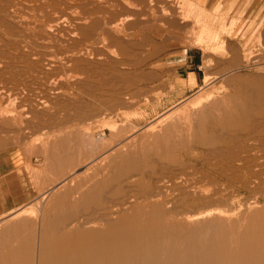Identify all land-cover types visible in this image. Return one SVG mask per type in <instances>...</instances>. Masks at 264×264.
<instances>
[{
    "label": "bare ground",
    "instance_id": "bare-ground-1",
    "mask_svg": "<svg viewBox=\"0 0 264 264\" xmlns=\"http://www.w3.org/2000/svg\"><path fill=\"white\" fill-rule=\"evenodd\" d=\"M185 2L0 0V149L5 134L23 136L37 121L52 140H36L31 153L72 142L89 155L76 156L82 177L58 175L41 207L0 228V264H264V79L232 77L231 91L204 93L144 128L108 123V139L49 110L85 107L69 89L101 100L118 85L108 105L132 104V54L151 45L157 22L179 33Z\"/></svg>",
    "mask_w": 264,
    "mask_h": 264
},
{
    "label": "rangeland",
    "instance_id": "rangeland-1",
    "mask_svg": "<svg viewBox=\"0 0 264 264\" xmlns=\"http://www.w3.org/2000/svg\"><path fill=\"white\" fill-rule=\"evenodd\" d=\"M186 2L188 4H184L182 6L183 8L181 7L178 11V13L181 12L182 15L188 18L179 33L171 30L169 26H163L157 22L152 28L153 35L151 45L137 46V50L135 49V53L132 54L134 58L131 66H133L129 69V72L134 74L135 84L130 90L125 91L128 98H131L129 102L132 104H129L122 109L121 107L116 109L117 107L112 105L113 101L108 100V97L112 95V97H114L116 95L118 88L120 92L122 87L118 85L119 87L116 86V89L115 87H113L114 89L111 87V91L108 87L107 93L104 92L106 94L105 96L107 97L108 95V97L106 98L102 95L103 98L100 97L101 100L92 97L87 91L78 92L75 89H69L68 93H72L79 98L81 97L84 101L83 105L85 107L83 108L82 105L80 107L74 105L61 109L58 107L52 108L51 106L50 108L48 107L49 110H53L52 112H54L56 116L58 115V118H63L66 113H70L76 118L75 121L73 120L71 122L72 126H77L84 130L91 129L96 132L97 137H100L99 132L101 131L102 133H100L105 135L108 139L112 135L111 129L109 130L106 125L108 123H112V125L116 123L122 124L124 131H127L131 125L137 128H144L150 125V123L152 124L158 119L165 117L166 114L169 116L186 106L189 108L191 104L193 105L195 103L194 100H197L200 96L204 95V93L206 98L207 95H218L223 94L228 90L231 91L234 85L228 82V80L232 77L243 76L249 80H258L259 78L264 79L263 26L260 25L257 28H253V23L247 20V15L251 11L252 0H186ZM168 11L172 13L171 9H168ZM210 32L213 36H209L211 35ZM189 72H196L198 75V87L195 91H190L196 84L194 76L191 75L187 80H184ZM237 86L240 87V85ZM131 91L133 92V95L137 94V96H135L137 98L133 96L134 100ZM135 91L137 93H135ZM202 98L204 97L202 96ZM107 102L112 103L108 105ZM111 106L114 107L112 108ZM48 108L45 109L48 110ZM40 109L44 108L40 107ZM79 109H81V111ZM64 110H66V112ZM76 116H79V119H77ZM33 121L34 120H32V122ZM33 124L35 128L31 130L30 127L26 125L24 126V128H28L23 129L24 135H21L23 138L20 134L13 133L8 134L10 138L6 137L8 136L7 134H5L6 138L2 137L4 140L7 139L6 142L8 143L4 147L5 149H0V156L12 152L23 154L24 160L26 161V169L28 168L27 161L33 165L32 167L40 166L39 168L41 169L36 167V170H39L40 173L36 170L27 169L32 182L30 186V192L32 194L29 196V202L24 208H22V210L20 209L16 212L0 217V228H4L10 221H13V219L15 220L25 209H31L27 206H35L36 204H39L41 207V202L43 201L40 200L45 199L44 196H46L53 187V182L59 181L61 179L59 177L63 176L64 173L66 177H68L74 171H80L79 174H81V172L85 173L84 168L87 169V166L85 167V165L75 166L76 161L78 160L77 158H80L79 160H86L89 155H84L86 152L81 151L80 153H84L82 155L83 157L78 156V151L75 153V149H70L73 148L72 144H69L72 142H67V144L63 141V144L66 143V148L64 147L65 149H56V147L50 148V150H48L49 153L46 151L47 155L41 152L36 153L34 151L31 153L27 147L33 142L46 140L47 138L49 141L52 140V135L47 132L48 129L46 130L44 128L46 126H40V123L37 121L33 122ZM33 124H31V126H33ZM21 142L23 144H21ZM67 146L68 148L70 146L69 150ZM62 151L64 153H62ZM55 152L59 153L56 154ZM69 152H71V154ZM70 155L71 157H69ZM52 156H56V160ZM179 157H183V155L181 156L179 154ZM68 160L69 162H67ZM51 162L52 164L49 165ZM47 163L49 169L47 167L45 169ZM101 166H97L98 175L103 174L104 172V169ZM33 171L35 173H33ZM36 173H39V175ZM47 173L52 176H48ZM58 175L59 177H57ZM47 177H50V180ZM52 177H54L53 181L50 182ZM80 177H82V174ZM66 185L69 188L73 186L71 180H69ZM111 202L110 204L105 203L104 205L102 203V207L105 206L103 207L104 209L102 208L103 210H101V207L99 208V206L97 208L102 211V214H105L106 211L111 210L106 208L107 206L109 207L110 205L111 208H114L115 203ZM44 203H46V201ZM104 210L105 212H103ZM24 230L27 229L24 228ZM30 231L31 230L28 228L29 233L25 231L24 236L27 233L30 234L32 232ZM9 246L10 245H8V247ZM12 247L30 249L38 248L36 242L29 245L12 242L10 248Z\"/></svg>",
    "mask_w": 264,
    "mask_h": 264
},
{
    "label": "crops",
    "instance_id": "crops-1",
    "mask_svg": "<svg viewBox=\"0 0 264 264\" xmlns=\"http://www.w3.org/2000/svg\"><path fill=\"white\" fill-rule=\"evenodd\" d=\"M247 20L253 23V28L262 25L264 30V0H252ZM191 75L196 84L190 91H195L198 87L197 73H187L184 80ZM27 169L23 154L12 152L0 156V217L22 210L29 202L32 182Z\"/></svg>",
    "mask_w": 264,
    "mask_h": 264
}]
</instances>
